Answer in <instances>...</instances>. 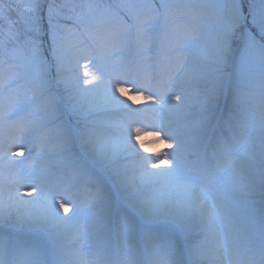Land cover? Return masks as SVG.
<instances>
[{
  "label": "snow or ice",
  "instance_id": "obj_1",
  "mask_svg": "<svg viewBox=\"0 0 264 264\" xmlns=\"http://www.w3.org/2000/svg\"><path fill=\"white\" fill-rule=\"evenodd\" d=\"M190 7L50 5L45 28L38 3H0V264H264V113L236 130L225 73L264 85V0L202 6L211 45L174 46ZM238 171L261 195L242 233L222 191Z\"/></svg>",
  "mask_w": 264,
  "mask_h": 264
},
{
  "label": "rangeland",
  "instance_id": "obj_2",
  "mask_svg": "<svg viewBox=\"0 0 264 264\" xmlns=\"http://www.w3.org/2000/svg\"><path fill=\"white\" fill-rule=\"evenodd\" d=\"M29 0H0L3 4H12L14 7L18 4L28 3ZM32 2L38 3L40 5L38 15L41 17V23L47 27L48 23V10L51 5L54 10L60 12L61 15H72V9L75 8L76 11H80V6L91 3L99 5L101 9L109 8L114 12L120 11L122 8L129 4L136 3H155L159 5L161 0H32ZM169 3L174 5H190L188 9L179 8L177 10V15H183L185 12L188 13L186 17V26L181 28V30L174 34L172 37L173 45H178L184 39V34H186L190 29H198L206 36L204 41L205 46H210L212 43V38L215 33L217 20L215 18L214 12L210 8L202 7L204 5L212 3H226L227 0H168ZM259 3V0H256ZM15 16V13H13ZM71 28V21L68 22ZM64 38L69 48L72 47L81 37L74 32H67L64 34ZM191 47L186 51L187 56H191ZM174 71L178 70L180 67L179 63H175ZM231 68H225V73L228 75V81L230 86L233 88L234 96V111H233V124L236 126L238 132L246 131L253 125L259 123L261 114L264 113V85L261 84L258 69L257 75L251 80L248 79H238L234 80ZM140 106H143V101H137ZM55 133V124H50L48 126ZM146 139H151L150 137ZM245 140V147L253 153V164L256 169L260 166V146L259 139L252 141L249 137H242ZM154 151L159 150L153 145H149ZM163 147V146H161ZM166 150V149H165ZM16 159H23L22 157H16ZM51 163L55 164L60 160L59 157L51 156L49 157ZM246 172L238 171L235 175H229L225 173L223 176V189L226 200L225 203L231 210V217L226 221L232 229L237 233H242L246 228L249 218H250V208L253 206L251 201H257L256 207L259 206L258 202L261 199L259 188L257 186L256 191L252 193L249 186L245 180ZM66 244V250L72 248V244L69 241H64Z\"/></svg>",
  "mask_w": 264,
  "mask_h": 264
}]
</instances>
